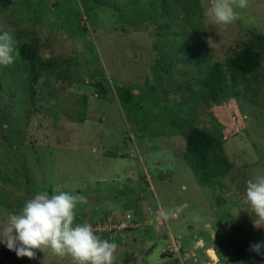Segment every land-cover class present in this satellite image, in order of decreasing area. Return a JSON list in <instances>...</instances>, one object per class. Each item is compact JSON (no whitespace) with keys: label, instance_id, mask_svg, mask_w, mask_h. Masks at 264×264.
<instances>
[{"label":"rangeland","instance_id":"rangeland-1","mask_svg":"<svg viewBox=\"0 0 264 264\" xmlns=\"http://www.w3.org/2000/svg\"><path fill=\"white\" fill-rule=\"evenodd\" d=\"M208 5L12 0L0 8V29L14 33L19 51L0 66V233L36 193L68 191L87 200L76 223L129 214L138 225L126 239L101 237L118 245L116 264H264L250 251L264 226L240 210L247 181L264 174V0L237 8L228 25L206 17ZM23 45L35 47L32 59ZM247 46L261 62L242 74L230 62ZM193 127L214 145L197 168L186 151ZM159 205L166 219L152 223ZM0 264L73 261L51 250L20 258L0 244Z\"/></svg>","mask_w":264,"mask_h":264},{"label":"clouds","instance_id":"clouds-1","mask_svg":"<svg viewBox=\"0 0 264 264\" xmlns=\"http://www.w3.org/2000/svg\"><path fill=\"white\" fill-rule=\"evenodd\" d=\"M248 6L249 0H209L205 16L217 25H228L239 18L237 8ZM16 45L14 33L0 29V66L14 63L19 55ZM86 202L84 195L73 192L58 191L52 195L47 191L38 192L18 213L7 217L0 244L14 251L17 257L30 260L36 258V250H51L59 257L71 256L73 264H116L118 245L115 241L102 239L89 222H75L78 205ZM240 210L253 217L255 228L264 226V174L247 181ZM162 218L166 219L164 213L156 216V219ZM134 231L136 229L132 233ZM262 250L264 241L250 245V251L258 255H264Z\"/></svg>","mask_w":264,"mask_h":264},{"label":"trees","instance_id":"trees-1","mask_svg":"<svg viewBox=\"0 0 264 264\" xmlns=\"http://www.w3.org/2000/svg\"><path fill=\"white\" fill-rule=\"evenodd\" d=\"M12 0H0V8L10 6ZM264 41V38H259ZM20 53L25 60L32 59L35 55V47L33 45H23L20 48ZM260 55L255 52L251 46H247L244 50L239 52L231 59L232 67L242 74H249L255 71L260 66ZM212 85L217 82L214 74L211 75L210 81ZM33 92H35L33 90ZM213 145V138L206 135L197 128H191L186 140V151L189 157L192 158V165L194 168L199 167L205 159L206 150Z\"/></svg>","mask_w":264,"mask_h":264},{"label":"built area","instance_id":"built-area-1","mask_svg":"<svg viewBox=\"0 0 264 264\" xmlns=\"http://www.w3.org/2000/svg\"><path fill=\"white\" fill-rule=\"evenodd\" d=\"M151 207L148 208V213L150 212ZM162 212V209L160 205L156 209V213L153 216L154 222L162 223L164 221V218L162 219H156V216L159 215ZM93 225V227L96 229V234L100 237H104L106 235L110 236L112 239L114 238H122L131 235L132 230H135L137 228V224L133 223L131 221V216L128 214L126 219H119V217L110 214L107 219L103 217H99L91 219L88 221ZM114 237V238H113ZM127 238V237H126ZM125 238V239H126Z\"/></svg>","mask_w":264,"mask_h":264},{"label":"bare ground","instance_id":"bare-ground-1","mask_svg":"<svg viewBox=\"0 0 264 264\" xmlns=\"http://www.w3.org/2000/svg\"><path fill=\"white\" fill-rule=\"evenodd\" d=\"M209 250H210V251H209L210 256H211L213 259H216V258H217L216 252H215L212 248H210Z\"/></svg>","mask_w":264,"mask_h":264},{"label":"crops","instance_id":"crops-1","mask_svg":"<svg viewBox=\"0 0 264 264\" xmlns=\"http://www.w3.org/2000/svg\"><path fill=\"white\" fill-rule=\"evenodd\" d=\"M219 241V240H218ZM203 250V249H202ZM216 250V249H215ZM217 250H218V253H220L219 251H220V247H217ZM211 263V262H210ZM206 264H209L208 262L206 263ZM213 264H215V263H213Z\"/></svg>","mask_w":264,"mask_h":264}]
</instances>
